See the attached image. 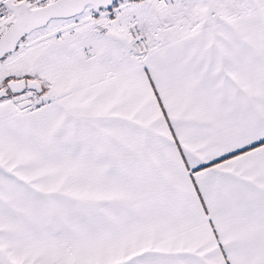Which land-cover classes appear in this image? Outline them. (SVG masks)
<instances>
[{
  "label": "snow or ice",
  "instance_id": "obj_1",
  "mask_svg": "<svg viewBox=\"0 0 264 264\" xmlns=\"http://www.w3.org/2000/svg\"><path fill=\"white\" fill-rule=\"evenodd\" d=\"M0 264H264V0H0Z\"/></svg>",
  "mask_w": 264,
  "mask_h": 264
}]
</instances>
